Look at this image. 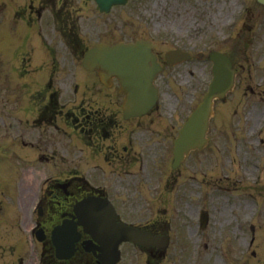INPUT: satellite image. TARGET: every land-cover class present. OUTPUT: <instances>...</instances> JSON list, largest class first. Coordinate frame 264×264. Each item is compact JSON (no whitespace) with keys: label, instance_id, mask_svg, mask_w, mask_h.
Returning <instances> with one entry per match:
<instances>
[{"label":"rangeland","instance_id":"rangeland-1","mask_svg":"<svg viewBox=\"0 0 264 264\" xmlns=\"http://www.w3.org/2000/svg\"><path fill=\"white\" fill-rule=\"evenodd\" d=\"M202 1L203 10L199 13L195 9V3H193L192 8L196 11L194 12L193 10L189 13L192 19L196 17V12L199 19L206 18L209 10L205 0ZM79 2L81 5V1ZM172 4L171 0H131L129 6L123 9L124 11H114L110 18L112 19V24L120 30H124V27H126L137 29L143 35L154 36L158 41L159 50L164 52L176 46L183 48H193L192 45L196 46L195 50H193L194 62L190 63L189 66L183 65L185 70H171L173 74L186 76L187 71L190 68L192 69L195 74L193 77H188L192 82L190 85V90L192 87L191 95L187 100L184 98V91L187 90V80L171 78L175 81L166 84L163 90L165 91L163 103L169 109L163 112L162 120L159 117L157 118L163 121L161 123L163 125L174 122L172 119L175 115L173 109L176 99L179 97L186 103V108L180 110V115H177L176 126L179 127L181 121L191 113L195 104L204 96L203 92L208 78L202 72L203 65L197 61V52L205 50V47L208 46L206 50L216 47L218 37L216 32L220 31L221 26H219L220 22L211 25L208 23L210 20H208V28L206 29L208 38L202 30L198 29L200 26L198 23L195 24L192 30L187 31V21L184 20V24L178 22L175 24L173 22L175 11ZM235 8V6L232 7V5L228 4L223 7L221 14L225 15L228 10ZM80 9L81 12H85V9ZM215 17V15L212 16V19ZM98 20L96 18V21ZM257 33H259L260 41L254 43L251 51L253 53L251 59L253 68H250V62L243 61V65L247 64L244 67L250 68L247 73H252V78L250 80L246 78L240 80L236 92L232 93L230 97V101H227L226 105H220V109L228 110L227 115L230 118L221 119L217 117L215 119L210 133L212 138L211 145L203 151L193 152L192 156L185 162L182 170L176 173L180 183L187 181V185L191 189L186 196L187 202L182 205L180 204L181 202H177L183 194V191L179 190L169 191L168 196L170 198L168 199L169 202L165 203L166 206L158 200L161 190L156 196V203L160 205L158 207V215L167 218L173 224V250L169 253L168 258L162 259V264H236V261L232 262L230 259L231 252L229 250L233 246L227 249L226 245L233 243L236 246L235 252L237 249H241V251L248 249L251 238L250 219L254 215H258L257 218L261 217L260 222L262 223L261 220L264 218V144L261 143L260 137L254 135L253 130L254 127L259 126L264 121V79L259 76L260 74L264 76V30ZM10 45L11 43L0 45V55H2L0 65V176L2 178L6 174V179L10 182V184L3 185L4 181L1 180L0 192L4 191L7 194L14 186L10 187V185L16 184L17 186L21 176L25 175L24 169L33 173L32 175H38V172L34 169L26 167L27 163L39 167L40 172H44L43 175L47 176L49 181H52L55 177H58L56 174H58L61 167L67 168L73 165L74 157H65L68 148L70 147L71 154L75 152V135L70 139L57 132L51 126H49V129H45L46 124L38 128L32 126L31 123L25 122L28 114L23 109L25 105L18 104L16 83L13 81V71L9 63V58L11 55L13 56ZM226 50L231 52L229 49ZM77 75H80L79 72H77ZM249 85L255 88V91L252 92L254 94L246 92ZM66 87L67 85L63 86V88ZM37 88L39 89L40 87ZM70 96L69 93L63 94L64 99ZM194 100H196L195 103ZM39 101L40 98L38 96L33 98V104ZM47 102L51 103V100ZM241 114L243 119L239 121L238 118H240ZM19 117L24 118L22 125L18 121ZM237 121L240 122L237 130L234 128L230 130L235 132L234 134L229 135L224 132L227 130L226 124L231 122L234 124ZM145 122H147L146 119ZM233 124L231 123L230 126L234 127ZM154 128L165 130V127L161 125H155ZM24 131L27 132L26 141L35 142L36 146L42 147L40 150L41 154L45 153L50 156L49 164L40 158L31 160L27 157L20 158L16 155L21 149L15 151L14 148L21 147L22 144L20 139H15L14 144L10 137L12 133L17 137ZM47 134H49L48 144H45ZM262 137H264V132ZM255 138L258 143L255 142ZM242 146H244V149H242ZM260 148L263 150L262 152H260ZM34 151V148L31 147L20 152L30 153ZM256 166L259 168H255ZM10 174L14 176L10 177ZM206 177L213 184H218L219 182L222 185H228L231 188L230 190H234L236 195L234 200L237 204L232 200H224L222 196L210 201L208 205L212 209L214 207V215L211 227L207 231V235H204L199 231L197 216L202 208L203 193L200 188L203 186L202 181L204 182ZM36 178L35 182L43 179L42 176ZM34 191H32L33 196ZM149 191L150 195L156 193L153 185L149 186ZM16 192L18 194V190ZM224 194V198L229 196L225 192ZM13 195L15 194L10 195L11 199L15 197ZM141 203L142 201L138 200L135 207L127 209L130 212L129 218L148 217L154 213L155 210L150 205L142 206ZM259 244L263 248V239L256 240L252 248H257ZM141 257L145 258L143 254ZM141 261L142 259L138 260L137 264H141ZM131 262L132 260H129L128 264H131Z\"/></svg>","mask_w":264,"mask_h":264},{"label":"flooded vegetation","instance_id":"flooded-vegetation-1","mask_svg":"<svg viewBox=\"0 0 264 264\" xmlns=\"http://www.w3.org/2000/svg\"><path fill=\"white\" fill-rule=\"evenodd\" d=\"M12 1L14 2L16 20L19 19L22 24L28 25L34 32L32 37L28 35L23 37L27 50L31 49L34 55L29 59H34L37 63L33 71L26 69L22 74L30 78L26 80L24 88L19 89L21 96L24 98L25 108L23 109L26 114H29L26 117L37 126L52 123L57 129H59V121L69 123L72 120L75 130L74 148L77 151L75 158L79 160L84 158L81 154L83 151L81 141H84L85 137L88 136L89 139L95 138L105 143L113 137L112 129L115 123L118 124V121L121 124L116 129L115 138H121L124 141L123 136L132 134L135 131L139 134L144 127V123L135 118L127 119L124 117L122 95L118 90L119 88L115 89L116 86L114 85L111 88L104 87L98 80L96 73L86 70H83L84 75L80 77L61 78L56 75L60 60L65 65L82 63L84 52L90 45L87 42L94 35L90 30L89 22L86 23L87 31L80 34L76 23L80 25L81 17L76 16L77 10L75 9L69 8L67 14L61 13V10H52L51 14H44L49 2L54 0ZM55 4L56 1L53 5ZM69 6L73 5L69 4ZM50 22L55 24L50 25ZM83 23H85L84 19ZM35 50H38V52ZM22 59L24 60L25 56ZM24 64L25 60L22 65ZM49 64L52 67H49ZM49 76L50 81L48 82ZM55 79L62 85L70 84L73 94L80 97L79 100L68 101L66 104L59 105L56 96H53L51 103H48L44 94L47 89L54 85ZM80 91L81 95L79 94ZM33 96L40 98V101L34 105L32 104ZM73 136V134L68 135L70 139ZM46 140H48V136ZM23 142L26 145L30 144L35 149L33 153L26 154L29 158L42 149V147L36 146L35 142ZM45 144H48V142H45ZM88 146L92 148L93 154L96 156L98 149L93 145L88 144ZM42 157L44 158V156ZM62 187L54 185L48 191V196L53 197L52 201L60 209L65 208L70 203L72 199L70 195L75 196V191L69 190L66 193Z\"/></svg>","mask_w":264,"mask_h":264},{"label":"water","instance_id":"water-1","mask_svg":"<svg viewBox=\"0 0 264 264\" xmlns=\"http://www.w3.org/2000/svg\"><path fill=\"white\" fill-rule=\"evenodd\" d=\"M122 47V46H121ZM120 46L116 47L117 49H121ZM123 48V47H122ZM144 55L142 54H137V53H128L127 51L125 52H120V58L121 61L124 62V66L122 68V72L124 74H126L127 72L132 73V74H136L133 70V67L139 66L143 63V60L141 61V57H143ZM118 57V55H117ZM204 108L205 106H202L197 113H195L194 115V120L197 119L198 117H200L201 115H203L204 113Z\"/></svg>","mask_w":264,"mask_h":264},{"label":"bare ground","instance_id":"bare-ground-1","mask_svg":"<svg viewBox=\"0 0 264 264\" xmlns=\"http://www.w3.org/2000/svg\"><path fill=\"white\" fill-rule=\"evenodd\" d=\"M28 177H32V176H28Z\"/></svg>","mask_w":264,"mask_h":264}]
</instances>
